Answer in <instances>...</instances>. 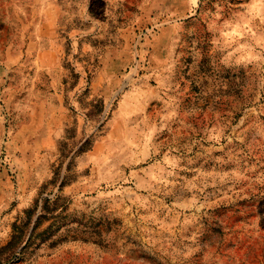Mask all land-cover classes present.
<instances>
[{"label": "rangeland", "instance_id": "1", "mask_svg": "<svg viewBox=\"0 0 264 264\" xmlns=\"http://www.w3.org/2000/svg\"><path fill=\"white\" fill-rule=\"evenodd\" d=\"M0 264H264V0H0Z\"/></svg>", "mask_w": 264, "mask_h": 264}]
</instances>
